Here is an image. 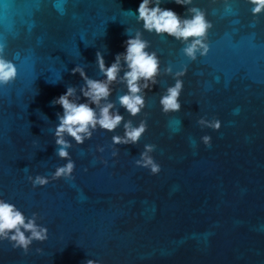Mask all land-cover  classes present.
Returning a JSON list of instances; mask_svg holds the SVG:
<instances>
[{"label": "water", "instance_id": "95a60500", "mask_svg": "<svg viewBox=\"0 0 264 264\" xmlns=\"http://www.w3.org/2000/svg\"><path fill=\"white\" fill-rule=\"evenodd\" d=\"M141 2L0 0L2 55L17 70L0 85V200L25 223L35 213L47 229V239L33 241L27 254L0 240V264H264V10L254 16L248 0H160L181 18L198 7L212 24L209 51L190 61L185 42L137 21ZM137 33L159 68L148 89L138 82L144 106L133 116L119 103L128 93L123 56L108 83L96 53L107 68ZM78 66L88 79L108 83L99 106L83 97L85 80L71 74ZM181 71L180 110L165 114L160 98ZM68 87L70 101L88 103L97 115L111 103L110 113L123 119L112 131L90 128L82 144L64 133L73 179L53 180L67 160L57 155L54 135L63 109L52 101ZM129 121H144L145 132L136 143L114 144ZM146 144L155 145L147 155L160 166L157 174L135 163ZM37 175L49 182L33 187L27 177Z\"/></svg>", "mask_w": 264, "mask_h": 264}, {"label": "clouds", "instance_id": "9594fccd", "mask_svg": "<svg viewBox=\"0 0 264 264\" xmlns=\"http://www.w3.org/2000/svg\"><path fill=\"white\" fill-rule=\"evenodd\" d=\"M177 5L188 6L192 0H174ZM253 5L251 12L255 16L264 10V0H248ZM150 0H142L139 4L137 12V21H143V28L148 32H155L157 35L167 34L174 39L185 42V47L181 49L184 56L190 61L197 58V54L205 56L209 51L208 45L205 42L208 30L212 24L205 18V11L198 7H187V12L190 18H181L177 13L169 9H162L160 0H154L153 5L149 7ZM226 11H231L230 5H225ZM125 52L118 53L115 57V62L109 67L105 68L103 57L99 52L96 53V62L101 72L107 78V82L111 83L116 79L117 73L120 71V59L123 56L124 63L129 69L124 74V81H126L128 93L119 97V103L129 112L130 115H137L140 109L144 106V99L138 93L141 91L139 81L143 79V87L149 88V84H155V77L158 74L159 63L155 53H148L145 48L148 47V42L139 38L137 33L135 38L125 41ZM4 46L0 45V85H7L12 82L17 75L15 65L5 59L2 55ZM172 68L169 66L165 69V73H171ZM79 73L80 77L85 80L87 90L81 88L83 97L90 101L93 105L99 106L102 99H106L109 94L108 83L88 79L82 68L75 67L71 74ZM183 71L175 73V84L167 88L166 95L161 96L160 104L162 105V112L167 114L170 112H178L180 104L178 97L182 90V80L178 77L183 76ZM74 93L72 87H68L64 94L52 101L53 105H59L63 109V115L58 116L59 123L56 126L54 135L56 136V144L59 145L57 155L66 159L67 163L63 166L57 167L55 172L51 175L53 180L64 178L72 180V172L74 169V162L69 158L67 148L71 145L64 140L63 134L67 133L74 138L77 144H82L85 138L91 137L89 129H95L99 125L102 129L107 131L114 130L122 121L123 117L119 114H111L110 109L113 107L111 103L106 104L100 108L99 114L89 107L88 103H74L70 101ZM198 123L206 125L218 130L220 128L219 120H214L208 123L201 119ZM124 137L114 136L112 138L114 144H128L136 143L146 130V123L141 121L138 127H132L131 122L124 125ZM203 143L210 146L211 138L209 136L202 137ZM155 145L146 144L145 152L141 153V159L137 160L136 165L151 169V174H157L160 171V166L154 163L152 157L147 153L153 151ZM103 151V149H100ZM116 155L115 152L112 153ZM31 181L33 187L39 185H46L49 180L46 177L37 175L34 179L31 176L27 177ZM36 214L33 213L32 218L25 223V216L13 204L0 200V240H7L12 247L20 248L25 254L29 251V246L33 241L43 242L47 239V229L38 226L35 223ZM29 233V235H25ZM42 250L37 248L36 252L40 253ZM85 264H95L91 259L87 260Z\"/></svg>", "mask_w": 264, "mask_h": 264}]
</instances>
